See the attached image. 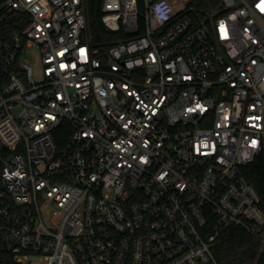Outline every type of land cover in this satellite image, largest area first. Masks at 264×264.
Here are the masks:
<instances>
[{
	"label": "built area",
	"instance_id": "2783aa9c",
	"mask_svg": "<svg viewBox=\"0 0 264 264\" xmlns=\"http://www.w3.org/2000/svg\"><path fill=\"white\" fill-rule=\"evenodd\" d=\"M0 0V264H220L264 246V0ZM39 58L35 75L32 57ZM61 139L59 143L58 139Z\"/></svg>",
	"mask_w": 264,
	"mask_h": 264
},
{
	"label": "trees",
	"instance_id": "16d2710c",
	"mask_svg": "<svg viewBox=\"0 0 264 264\" xmlns=\"http://www.w3.org/2000/svg\"><path fill=\"white\" fill-rule=\"evenodd\" d=\"M103 1L85 0L90 39L93 44L99 46L127 37L122 30L113 31L105 25ZM216 3L217 0H191L188 14L192 25H200ZM58 140L59 143L62 142L60 138ZM242 172L258 190L261 197L260 206L264 211V153L245 166ZM214 253L220 264H264V246L239 226H229L222 232L214 245Z\"/></svg>",
	"mask_w": 264,
	"mask_h": 264
},
{
	"label": "rangeland",
	"instance_id": "374dc122",
	"mask_svg": "<svg viewBox=\"0 0 264 264\" xmlns=\"http://www.w3.org/2000/svg\"><path fill=\"white\" fill-rule=\"evenodd\" d=\"M186 10H187V2H183V0H178V3L176 5V11L183 12ZM32 62L34 63L35 75L36 77H38L41 72V66L39 65V58L37 54H36V57L35 56L32 57Z\"/></svg>",
	"mask_w": 264,
	"mask_h": 264
}]
</instances>
